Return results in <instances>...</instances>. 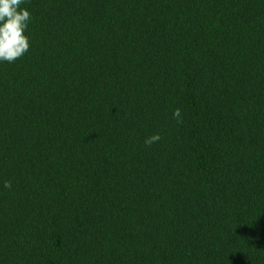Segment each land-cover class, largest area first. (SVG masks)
<instances>
[{"label":"trees","instance_id":"obj_1","mask_svg":"<svg viewBox=\"0 0 264 264\" xmlns=\"http://www.w3.org/2000/svg\"><path fill=\"white\" fill-rule=\"evenodd\" d=\"M22 6L0 264H264V0Z\"/></svg>","mask_w":264,"mask_h":264},{"label":"clouds","instance_id":"obj_2","mask_svg":"<svg viewBox=\"0 0 264 264\" xmlns=\"http://www.w3.org/2000/svg\"><path fill=\"white\" fill-rule=\"evenodd\" d=\"M25 0H0V63H12L22 57L29 49V37L26 34L31 21V13L22 5ZM172 116L181 121L179 108L173 109ZM160 135L153 133L145 138L146 145L159 141ZM4 188H10L8 181Z\"/></svg>","mask_w":264,"mask_h":264}]
</instances>
